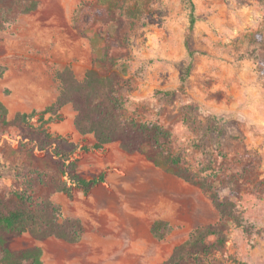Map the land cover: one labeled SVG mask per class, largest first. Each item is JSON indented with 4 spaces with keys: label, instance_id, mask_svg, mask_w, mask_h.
Segmentation results:
<instances>
[{
    "label": "rangeland",
    "instance_id": "obj_1",
    "mask_svg": "<svg viewBox=\"0 0 264 264\" xmlns=\"http://www.w3.org/2000/svg\"><path fill=\"white\" fill-rule=\"evenodd\" d=\"M19 1L12 21L0 28V100L7 120L43 111L56 95V73L70 66L85 77L94 55L101 59L109 44L124 75L123 118L170 130L171 155L182 157L197 179L217 181L222 197L235 188L237 206L254 228L251 236L232 229L226 249L207 264H264V51L256 40L258 34L264 39V0H35L37 9L28 14L22 9L31 0ZM85 4L98 12L87 24ZM189 65L184 84L181 68ZM163 92L174 97L163 98ZM74 113L63 108L47 126L55 135L62 127L64 137L89 148L76 155L78 168L98 154L111 158L105 169L91 165L86 176L105 173V182L87 194L43 189L41 197L61 207V220H81V240L40 242L25 233L13 250L37 241L44 264H163L194 231L220 223L210 195L153 162L150 156H158L152 151L125 156L115 143L93 149V135L76 133ZM211 117L219 130L199 137L189 121L202 127ZM19 141L13 127L0 134V191L19 187L31 167L26 156L12 152ZM158 220L170 226L163 240L152 234Z\"/></svg>",
    "mask_w": 264,
    "mask_h": 264
},
{
    "label": "trees",
    "instance_id": "obj_2",
    "mask_svg": "<svg viewBox=\"0 0 264 264\" xmlns=\"http://www.w3.org/2000/svg\"><path fill=\"white\" fill-rule=\"evenodd\" d=\"M17 5H21L19 0H0V28L12 21L9 15ZM37 6L38 2L31 0L30 4L22 9V13H31ZM81 13L84 17L82 21L87 24L93 17H97L98 12L85 4ZM256 40L264 51L263 37L258 34ZM112 45L117 47V40L113 39ZM110 49L109 44L103 48L101 59L94 55L93 67L86 72L82 81L76 77L70 66L58 71L56 80L60 83L59 96L52 105L41 112H19L12 121H8L6 108L0 100V134L4 135L10 127L15 128L20 141L18 149H13L12 152L15 157L23 155L31 161V167L27 175L23 176L19 187H7L0 191V264H44V251L41 246L17 251L12 249L13 242L25 233L40 242L53 237L70 244L81 240V220H61V207L50 199L41 197L43 189L63 192L72 197L74 188H78L87 194L105 182V173L86 178L78 171L76 155L79 150L89 151L87 146L81 147L69 137L52 134L47 126L50 121L61 118L60 112L67 105H72L76 112V131L83 137L94 136L96 144L93 149L99 150L107 145L119 143L129 154L150 150L158 156V160L150 156L153 162L168 166L176 175L199 186L210 195L220 214V223L194 231L187 241L175 247L172 255L163 264H207L215 254L226 249L232 229H242L248 236L254 233L253 226L247 224L237 206L235 188H230V193L222 197L216 186L217 181L209 177L197 179L186 167L182 157L171 155L168 150L173 138L170 130L158 123L123 118L124 101L120 90L125 83L124 75L119 72V66L110 55ZM102 65H106L109 70L101 71ZM261 65L264 66V60ZM181 69L182 82L185 84L192 65ZM122 72L126 73L125 68H122ZM174 93L161 94L163 98L172 99ZM47 114L51 115L48 120L45 119ZM36 117L38 120L33 123ZM189 124L201 138L219 130V123L213 117L202 127L193 120H190ZM20 175L22 172L17 177L20 178ZM169 231L170 226L166 221L158 220L152 225V234L158 240L165 239Z\"/></svg>",
    "mask_w": 264,
    "mask_h": 264
},
{
    "label": "crops",
    "instance_id": "obj_3",
    "mask_svg": "<svg viewBox=\"0 0 264 264\" xmlns=\"http://www.w3.org/2000/svg\"><path fill=\"white\" fill-rule=\"evenodd\" d=\"M66 67H64L63 69H65ZM62 69V70H63ZM86 74V73H85ZM77 77V76H76ZM80 81H82V80H84V78L85 77H83V78H79V77H77ZM57 81V80H56ZM59 93H60V83L57 81V83H56V95L54 96V98L52 99V101L47 105V106H45V108L46 107H48V106H50V105H52L55 101H56V99H57V97L59 96ZM44 108V109H45ZM65 108H73L72 107V105H67ZM64 108V109H65ZM33 112V111H32ZM21 113H28L27 111H23V112H21ZM75 117H76V112L74 113V115H73V119H72V122H73V124H74V121H75ZM70 122H71V120H70ZM75 127V126H74ZM62 127H57V128H55V131L59 134V135H62V136H65L66 135V132L64 131V130H62L61 129ZM75 129V128H74ZM75 131H76V129H75ZM76 133H78L77 131H76ZM78 135L81 137V138H84L82 135H80L79 133H78ZM86 138V137H85ZM93 144H96V140H95V138L93 137ZM115 144H118L119 146H120V144L119 143H115ZM104 148V147H103ZM101 150V149H100ZM121 151H122V153H123V155H125V156H127V155H129L127 152H125V151H123L122 149H121ZM94 156H96V155H94ZM111 159V158H110ZM105 160V159H103V155L102 154H98V156H97V159L96 160H94V157L93 158H90L89 160H88V162H82V164L79 166V168H78V170H80L79 172L84 176V177H86L87 176V174H88V172L92 169V167H94L95 169H105L106 167H107V165L109 164V162H111L112 163V161L113 160ZM91 165H92V167H91ZM38 244H40V242H37V241H35V245L34 246H39ZM34 246H32V247H34Z\"/></svg>",
    "mask_w": 264,
    "mask_h": 264
}]
</instances>
